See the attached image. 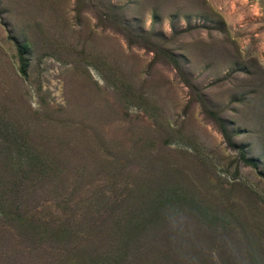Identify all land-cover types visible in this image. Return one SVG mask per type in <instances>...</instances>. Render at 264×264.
<instances>
[{
    "label": "rangeland",
    "instance_id": "1",
    "mask_svg": "<svg viewBox=\"0 0 264 264\" xmlns=\"http://www.w3.org/2000/svg\"><path fill=\"white\" fill-rule=\"evenodd\" d=\"M0 264H264V0H0Z\"/></svg>",
    "mask_w": 264,
    "mask_h": 264
}]
</instances>
